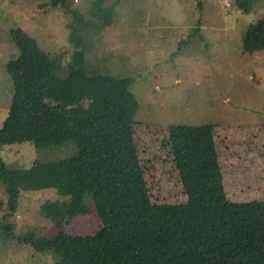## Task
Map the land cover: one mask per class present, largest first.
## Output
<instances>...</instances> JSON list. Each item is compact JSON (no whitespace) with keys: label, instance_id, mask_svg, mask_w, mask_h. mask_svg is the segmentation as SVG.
Listing matches in <instances>:
<instances>
[{"label":"rangeland","instance_id":"rangeland-1","mask_svg":"<svg viewBox=\"0 0 264 264\" xmlns=\"http://www.w3.org/2000/svg\"><path fill=\"white\" fill-rule=\"evenodd\" d=\"M263 23L264 0H0V127L13 95L6 64L18 54L11 31L19 29L59 67L46 101L69 125L101 96L90 80L111 76L127 86L136 106L130 140L152 203L187 201L172 125L208 127V144L183 139L175 148L192 160L203 147L212 151L228 199H264V49L247 47ZM76 152L73 142L40 149L23 141L2 146L0 161L9 171L30 170ZM101 226L89 195L21 188L13 215L0 208V264H67L12 235L91 236Z\"/></svg>","mask_w":264,"mask_h":264},{"label":"trees","instance_id":"trees-1","mask_svg":"<svg viewBox=\"0 0 264 264\" xmlns=\"http://www.w3.org/2000/svg\"><path fill=\"white\" fill-rule=\"evenodd\" d=\"M197 6L202 13L200 2ZM11 34L18 54L6 64L13 95L0 127V149L23 141L40 149L73 142L77 152L66 161L30 170L9 171L0 161L6 195L0 208L13 215L21 188L60 187L92 197L102 222L91 236L43 237L30 231L12 235L16 242L41 253L55 250L67 264H264V199H228L212 151L203 147L192 160L175 148L183 139L201 138L200 145L208 144L202 139L207 126L169 127L187 201L152 203L130 140L136 106L127 86L111 76L90 80L101 96L87 115L69 125L66 115L46 101L59 67L24 32ZM247 47L264 49V23L250 32ZM52 175L58 177L54 182Z\"/></svg>","mask_w":264,"mask_h":264}]
</instances>
